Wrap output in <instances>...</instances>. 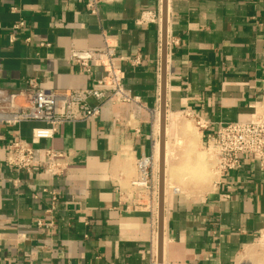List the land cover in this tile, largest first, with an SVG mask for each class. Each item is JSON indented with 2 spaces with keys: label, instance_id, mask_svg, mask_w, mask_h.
<instances>
[{
  "label": "crops",
  "instance_id": "1",
  "mask_svg": "<svg viewBox=\"0 0 264 264\" xmlns=\"http://www.w3.org/2000/svg\"><path fill=\"white\" fill-rule=\"evenodd\" d=\"M20 19L24 27L14 30ZM165 25V141L166 132L186 137L174 122L184 111L206 121L196 126L194 146L184 139L183 154L168 152L167 167H181L185 150L204 149L220 124L264 113V0H166ZM103 35L122 59L124 88L138 102L105 104L90 122H65L36 143L39 151L69 153L68 168L55 176L8 168L6 143L30 139L37 123L0 124V264H150L153 258L158 181L154 193L130 182L135 160L153 159L159 137L162 0H100L96 14L83 0H0V87L18 93L23 105L31 76L58 91L89 86L101 70L70 64L69 49L101 47ZM167 172L164 189L171 186ZM44 188L57 193L51 212ZM177 188L167 197L162 261L264 264V174L255 156L244 155L206 186Z\"/></svg>",
  "mask_w": 264,
  "mask_h": 264
},
{
  "label": "built area",
  "instance_id": "2",
  "mask_svg": "<svg viewBox=\"0 0 264 264\" xmlns=\"http://www.w3.org/2000/svg\"><path fill=\"white\" fill-rule=\"evenodd\" d=\"M83 1L85 9L89 13L96 14L100 0ZM147 19L156 21L158 17L150 15ZM23 27L24 22L21 19L12 25L14 30ZM14 40H16L15 34L10 33L8 41ZM67 61L86 73H90L95 66L102 74L93 77L87 87L64 91L45 88L37 77L31 76L26 80L24 90L26 103L23 105L16 102L18 93L0 87V124L13 127L25 122L37 123L31 130L30 139L18 136L10 139L4 147L5 164L16 173H31L39 170L51 176L63 174L69 165L66 161L69 153L53 148L39 151L34 146L36 143L44 138H52L65 122H90L99 115L100 109L105 104L138 102V97L132 95L123 86L122 59L118 56L115 46L108 41V36L103 35V45L98 48L71 47ZM129 61L133 64L138 62V59ZM1 71L0 64V73ZM91 100L95 102L92 103ZM182 113L191 117L197 127L205 128L206 121L201 116L189 110ZM206 137L205 149L209 154L214 176H220L238 167L244 155L255 156L264 174V113L254 115L249 121L220 124ZM135 168L136 176L130 184L154 193L155 174L152 157L137 158ZM18 182L17 175L12 183L17 185ZM43 191L50 196L51 205L48 212H51L57 201V193L55 190L48 191L45 188ZM37 224L42 223L38 221ZM162 264L172 263L163 261Z\"/></svg>",
  "mask_w": 264,
  "mask_h": 264
},
{
  "label": "rangeland",
  "instance_id": "3",
  "mask_svg": "<svg viewBox=\"0 0 264 264\" xmlns=\"http://www.w3.org/2000/svg\"><path fill=\"white\" fill-rule=\"evenodd\" d=\"M180 119V120H179ZM165 120H166V114H165ZM169 122V119H168V121H167V123ZM174 122H176L175 124H179L181 127H182V129L183 130H185L186 131V137H184L185 139L187 138V136L189 137L188 138V140H190V142H191V140H195V137L194 136H196V134H198V130H197V128H196V124H195V122L192 120V118L191 117H189V116H186V115H184V114H182V115H180V117L179 118H176L175 120H174ZM184 122H186V123H184ZM187 122H188V124H187ZM183 124V125H182ZM184 124H186V125H184ZM168 126H169V123H168ZM167 126V128H169ZM186 126V127H185ZM189 129V130H188ZM165 131H166V126H165ZM167 133V135H168V139H167V142H170V143H168V145H169V150H168V152L170 151L171 153H172V157L173 156H175V155H178L179 153L180 154H183L182 153V151L181 150H183L184 148H183V142L181 141V140H184V138H182L181 136H176L175 138H170V135H169V133L168 132H166ZM158 136H159V134H158ZM179 137H181V139L178 138ZM165 138V137H164ZM157 140L159 141V137L157 138ZM166 140V139H165ZM179 142V143H178ZM180 142H182V143H180ZM189 142V144L191 145V146H194V143H195V141H192L191 143ZM165 143H166V141H165ZM174 149V150H173ZM171 150H173V152L171 151ZM185 151H187V153H188V150H185ZM194 151H196V153H199V154H197L198 155V157H197V155H196V153H194V155H195V157H194V159H192L191 158V156H194V155H187V153H186V164H184V166L182 167H177V165L176 164H173V165H171V164H169V167H168V174H169V177L171 176V182H169L170 184L169 185H171V186H173V187H175V186H177V187H179V186H182V187H188V186H190V184H193V185H195V184H197V185H207V184H209V183H211L212 182V179H213V176H214V171H213V169H212V166H211V161H210V157H209V154H208V152H207V150L204 148V149H199V150H194ZM170 154V153H169ZM199 155H200V157H199ZM205 156V157H204ZM188 157H189V159H188ZM202 158V159H201ZM196 159H199V160H196ZM202 160V161H201ZM205 161V162H204ZM198 163V164H196V165H200L201 163H202V169L203 170H205L204 168H206V170L205 171H203L202 169H200L201 167L200 166H198V167H196V169L194 168L195 166H194V164L195 163ZM200 162V163H199ZM190 163V164H189ZM192 163H194V164H192ZM204 164V165H203ZM175 165V166H174ZM190 165H191V167H190ZM153 166H155V164L153 165ZM205 166V167H204ZM171 167V168H170ZM174 167V168H173ZM186 167H188V168H186ZM156 168V170L154 171L155 172V183H157V181H158V177H157V167H155ZM173 168V169H172ZM184 168V169H183ZM185 168H186V170H185ZM200 169V170H198L197 171V169ZM169 169H171V170H169ZM175 169V170H174ZM176 169H178V170H176ZM191 169V170H190ZM184 170V171H183ZM176 173H175V172ZM200 171H201V173H200ZM186 172H187V176H186ZM189 172V173H188ZM197 172V173H196ZM199 173L201 174V175H199ZM198 174V175H197ZM181 175V176H180ZM195 175V176H194ZM180 176V177H179ZM184 178H183V177ZM189 176H191V178H189ZM215 177V176H214ZM157 179V180H156ZM180 179H182V180H180ZM203 180H205V181H203ZM179 181V182H178ZM180 181H182V182H180ZM157 195H158V193H157ZM158 199V198H157ZM152 259H154V254H153V258ZM153 261V260H152Z\"/></svg>",
  "mask_w": 264,
  "mask_h": 264
},
{
  "label": "water",
  "instance_id": "4",
  "mask_svg": "<svg viewBox=\"0 0 264 264\" xmlns=\"http://www.w3.org/2000/svg\"><path fill=\"white\" fill-rule=\"evenodd\" d=\"M165 21L166 0H162V53H161V75H160V130H159V156H158V238H157V261L161 263L162 251V198L164 191V169H165V84H166V46H165Z\"/></svg>",
  "mask_w": 264,
  "mask_h": 264
},
{
  "label": "bare ground",
  "instance_id": "5",
  "mask_svg": "<svg viewBox=\"0 0 264 264\" xmlns=\"http://www.w3.org/2000/svg\"><path fill=\"white\" fill-rule=\"evenodd\" d=\"M165 90H166V84H165ZM166 93V92H165ZM165 100H166V94H165ZM166 107V106H165ZM157 116H156V131H157V134H159V130H160V112L157 110ZM166 114V113H165ZM166 118H167V116H166ZM180 120V119H179ZM176 123V122H175ZM184 123H186V122H184ZM180 124V123H179ZM178 124V128H179V126L181 125H179ZM187 124H188V122H187ZM177 125V124H176ZM183 125V124H182ZM184 125H186V124H184ZM169 127V126H168ZM183 127V126H182ZM186 127V126H185ZM180 128H181V126H180ZM184 128V127H183ZM171 129V128H170ZM177 129V128H176ZM174 130H175V128H174ZM181 130V132H183L182 130L183 129H180ZM179 130V131H180ZM189 130V129H188ZM166 131H167V126H166ZM172 131V130H171ZM179 131H177V132H179ZM185 131V130H184ZM175 132V131H174ZM176 132V133H177ZM186 132V131H185ZM175 133V134H176ZM184 133V132H183ZM183 133H181V134H183ZM179 135V134H178ZM183 135H185V133L183 134ZM197 135V134H196ZM184 137V136H183ZM182 137V138H183ZM195 137V136H194ZM199 137V136H198ZM178 138V137H177ZM180 139H181V137H179ZM178 138V139H179ZM185 139V138H184ZM186 139H188V138H186ZM181 141H183V140H181ZM187 141H189L190 142V140H187ZM186 141V142H187ZM192 141H194V140H191V142ZM190 142V143H191ZM168 143H170V142H166L165 144H164V152H165V157H166V159H165V162H166V166H165V169H164V172H166L167 171V169H168V167H167V155H168V150H169V145H168ZM179 143V142H178ZM180 143H182V142H180ZM192 144V143H191ZM196 143H194V145H195ZM159 148H160V143H159V141L157 140V138L155 139V141H154V145H153V165L155 164V166L154 167H157V170H158V156H159ZM174 150V149H173ZM173 150H171L172 152H173ZM169 153H171L170 151H169ZM197 154H199V153H196V155ZM172 156V155H171ZM175 157V156H174ZM197 157H198V155H197ZM199 157H200V155H199ZM205 157V156H204ZM188 159H189V157H188ZM202 159V158H201ZM196 160H199V159H196ZM200 161V160H199ZM202 161V160H201ZM186 162V161H185ZM205 162V161H204ZM195 163V162H194ZM194 163H192V164H194ZM200 163V162H199ZM169 164V163H168ZM190 164V163H189ZM196 164H198V163H195L194 164V166L196 165ZM173 165V164H172ZM187 165V164H186ZM202 165V163L200 164V165H196L194 168L196 169V167H198V166H200L201 168L200 169H202L203 167L201 166ZM204 165V164H203ZM175 166V165H174ZM184 166V165H183ZM182 166V167H183ZM190 167H191V165H190ZM205 167V166H204ZM171 168V167H170ZM174 168V167H173ZM172 168V169H173ZM186 168H188V167H186ZM186 168H185V170H186ZM184 169V168H183ZM199 168L197 169V171L198 170H200ZM205 170H206V168H204ZM169 170H171V169H169ZM175 170V169H174ZM176 170H178V169H176ZM191 170V169H190ZM203 170V169H202ZM205 170H203V171H205ZM179 171V170H178ZM184 171V170H183ZM175 172V171H174ZM176 173V172H175ZM189 173V172H188ZM197 173V172H196ZM200 173H201V171H200ZM199 173V175H201ZM198 175V174H197ZM181 176V175H180ZM179 176V177H180ZM186 176H187V172H186ZM195 176V175H194ZM183 177V176H182ZM167 178H168V176H167ZM170 178H171V176H170ZM169 178V179H170ZM184 178V177H183ZM189 178H191V176H189ZM157 180V179H156ZM164 180H165V178H164ZM180 180H182V179H180ZM203 181H205V180H203ZM166 182V181H165ZM167 182H169V181H167ZM179 182V181H178ZM180 182H182V181H180ZM166 184V183H165ZM172 185V184H171ZM174 186V185H173ZM173 186H166L165 185V189H164V197L162 198V207L164 206V214H162V231L164 232V228H165V221H166V215H165V208H166V203H167V197H168V194H169V192L171 191V190H175V189H178L177 188V186H175V187H173ZM156 193H158V192H156ZM171 197V196H170ZM157 198H158V195H157ZM158 200V199H157ZM156 200V201H157ZM154 201V200H153ZM155 203V202H154ZM153 203V204H154ZM155 211V218H153L154 219V221H153V234H152V250H153V254H154V259H153V261H152V264H162V259H161V263H159L158 261H157V238H158V202L156 203V207H155V209H154ZM167 237V236H166ZM165 237V238H166ZM166 241L164 240V238L162 237V244L164 245V243H165ZM164 248V247H163ZM163 254H164V250H163ZM245 254H241L240 255V257L239 258H242V256H244ZM250 256V255H249ZM248 256V257H249ZM165 257V256H164ZM239 261V260H238ZM246 261V260H245ZM241 264V263H240Z\"/></svg>",
  "mask_w": 264,
  "mask_h": 264
}]
</instances>
